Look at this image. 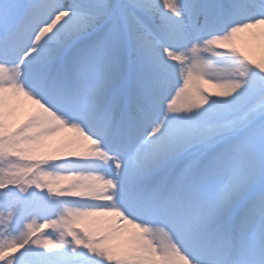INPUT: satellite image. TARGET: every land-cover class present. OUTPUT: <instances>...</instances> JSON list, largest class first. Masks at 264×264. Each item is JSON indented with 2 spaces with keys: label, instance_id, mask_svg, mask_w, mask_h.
Returning <instances> with one entry per match:
<instances>
[{
  "label": "snow or ice",
  "instance_id": "snow-or-ice-1",
  "mask_svg": "<svg viewBox=\"0 0 264 264\" xmlns=\"http://www.w3.org/2000/svg\"><path fill=\"white\" fill-rule=\"evenodd\" d=\"M0 264H264V0H0Z\"/></svg>",
  "mask_w": 264,
  "mask_h": 264
},
{
  "label": "bare ground",
  "instance_id": "bare-ground-1",
  "mask_svg": "<svg viewBox=\"0 0 264 264\" xmlns=\"http://www.w3.org/2000/svg\"><path fill=\"white\" fill-rule=\"evenodd\" d=\"M204 87L210 88V86L202 85V88H204ZM46 143H47V145L49 144V149L44 150V154L51 155V154H53V149H55L59 144V138L49 140ZM88 227L91 229H95V228L101 227V225L100 224H89Z\"/></svg>",
  "mask_w": 264,
  "mask_h": 264
},
{
  "label": "rangeland",
  "instance_id": "rangeland-1",
  "mask_svg": "<svg viewBox=\"0 0 264 264\" xmlns=\"http://www.w3.org/2000/svg\"><path fill=\"white\" fill-rule=\"evenodd\" d=\"M47 149H49V144H48V147L45 150H47Z\"/></svg>",
  "mask_w": 264,
  "mask_h": 264
}]
</instances>
